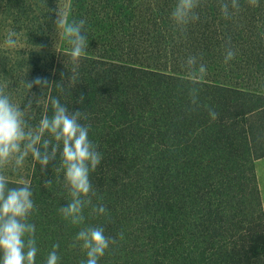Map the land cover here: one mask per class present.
Wrapping results in <instances>:
<instances>
[{
    "label": "trees",
    "instance_id": "1",
    "mask_svg": "<svg viewBox=\"0 0 264 264\" xmlns=\"http://www.w3.org/2000/svg\"><path fill=\"white\" fill-rule=\"evenodd\" d=\"M220 2L201 0L199 20L181 32L171 19L177 0H74L71 20H86L88 47L76 62L68 40L56 51L44 115H52L50 97L70 113L87 114L81 123L90 125L88 138L102 155L90 173L92 204L107 213L86 207L80 225L63 217L71 196L59 142L46 173L34 161L28 183L35 264H46L56 244L58 264H86L87 250L75 237L96 226L116 240L98 264H264L255 172L264 157V0H238V13L224 0L235 13L228 19ZM228 47L236 55L226 64ZM190 56L197 57L193 68ZM200 64L206 75L193 83ZM44 140L51 153L58 142L45 132L41 152ZM24 184L9 180L11 187Z\"/></svg>",
    "mask_w": 264,
    "mask_h": 264
},
{
    "label": "clouds",
    "instance_id": "2",
    "mask_svg": "<svg viewBox=\"0 0 264 264\" xmlns=\"http://www.w3.org/2000/svg\"><path fill=\"white\" fill-rule=\"evenodd\" d=\"M251 5H258V0H249ZM201 5V0H177L171 13V19L175 22L181 32L185 31L186 25L199 20V15L195 11ZM220 11L228 19L240 11L238 0H231L230 12L229 3L221 0ZM56 28L61 33L63 39L71 37L69 43V56L73 62L81 58L88 47L87 35L82 32L86 20L80 19L78 23L72 24L62 14L57 12L54 21ZM15 32L9 31L6 44L14 45L13 37ZM236 53L230 47L225 49L224 63L234 59ZM197 57L190 56L187 59L189 68L195 67ZM75 72V70H74ZM197 72L199 75H197ZM62 78H63V74ZM206 75V67L200 64L199 68L190 74L193 83L198 82ZM77 79V74L72 76ZM52 84L46 78L36 77L26 83V87L31 90L34 86L49 88ZM56 87L63 91V86L59 83ZM83 94L78 98V103H83ZM52 115L45 114L39 121L38 129L27 128L24 120L25 110L31 108V101H28L25 109L14 105L4 90L0 88V168L12 165L13 172L20 169L31 154L32 159L41 166V172L46 173L50 161L55 159L57 147H61L62 142V165L64 172V184L69 191L71 201L60 209L63 217L73 225L84 223L83 210L91 206L92 211L98 215L107 213L104 205H93L92 197L96 195L95 189L90 180V173L94 172L101 163L102 155L89 138L90 125L81 123L87 120V114L79 109L69 112L68 108L60 102L57 97H50ZM192 103H196L193 99ZM218 113L209 109V116L212 120L218 119ZM27 129V130H26ZM45 132L51 134L58 142L48 152L50 141H43L44 151L41 152L37 145L41 144L42 136ZM61 169H56L59 172ZM46 186L51 185V181L45 182ZM33 193L29 184L11 187L8 177L0 174V264H35L38 248L34 238L35 225L29 222V216L34 209ZM121 238L122 234H121ZM76 241L82 242V247L87 250L86 264H98L99 259L104 255L106 249L111 244H115L114 238L105 235L102 226L84 227L75 237ZM59 245H53V250L49 253L46 264H58L60 259L56 249ZM81 264H85L81 261Z\"/></svg>",
    "mask_w": 264,
    "mask_h": 264
},
{
    "label": "rangeland",
    "instance_id": "3",
    "mask_svg": "<svg viewBox=\"0 0 264 264\" xmlns=\"http://www.w3.org/2000/svg\"><path fill=\"white\" fill-rule=\"evenodd\" d=\"M123 2L129 5L131 0ZM73 3L74 0H0V88L22 110L31 101V108L24 114L27 128L38 129L46 109L49 88L42 90L34 86L29 90L26 83L36 77L50 81L56 51L71 40V37L63 39L56 28V14L62 13L70 23L76 24L71 20L75 11ZM9 31L15 32V44L11 46L6 44ZM7 71L21 73L23 82L17 80L16 73L12 77L6 75L4 72ZM33 163L29 154L20 169L13 172L12 165H8L0 168V174L6 175L8 180L28 184Z\"/></svg>",
    "mask_w": 264,
    "mask_h": 264
},
{
    "label": "crops",
    "instance_id": "4",
    "mask_svg": "<svg viewBox=\"0 0 264 264\" xmlns=\"http://www.w3.org/2000/svg\"><path fill=\"white\" fill-rule=\"evenodd\" d=\"M255 172L258 180L263 210H264V157L255 161Z\"/></svg>",
    "mask_w": 264,
    "mask_h": 264
}]
</instances>
